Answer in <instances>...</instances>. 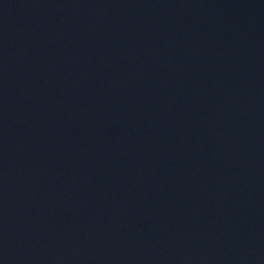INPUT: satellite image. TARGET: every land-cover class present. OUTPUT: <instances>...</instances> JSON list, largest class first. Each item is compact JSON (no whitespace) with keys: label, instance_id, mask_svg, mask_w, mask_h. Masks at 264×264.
Returning a JSON list of instances; mask_svg holds the SVG:
<instances>
[{"label":"water","instance_id":"95a60500","mask_svg":"<svg viewBox=\"0 0 264 264\" xmlns=\"http://www.w3.org/2000/svg\"><path fill=\"white\" fill-rule=\"evenodd\" d=\"M0 264H264V0H0Z\"/></svg>","mask_w":264,"mask_h":264}]
</instances>
